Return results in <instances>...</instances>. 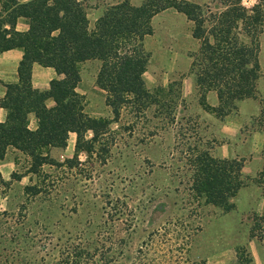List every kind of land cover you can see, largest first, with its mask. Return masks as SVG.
Instances as JSON below:
<instances>
[{
  "label": "trees",
  "instance_id": "trees-1",
  "mask_svg": "<svg viewBox=\"0 0 264 264\" xmlns=\"http://www.w3.org/2000/svg\"><path fill=\"white\" fill-rule=\"evenodd\" d=\"M218 4L212 7L186 0H142L139 6H132L124 0L108 7L90 25L84 1L0 0V53L12 49L23 52L18 82L2 85L5 94L0 107L6 111V119L0 123V162L8 149H14L29 159L28 174L39 177L44 166L71 169L80 165L81 153L88 159L105 161L102 152L108 153L110 147L111 120L90 117L83 96L77 93L78 65L87 61L99 63L96 86L104 93L115 121L122 111L143 115L156 106L162 119L174 124L173 112L181 101L179 90L169 85L153 93L143 79L150 61L144 42L153 34L152 19L168 9L191 24L190 36L198 48L190 56L189 73L204 110L222 119L237 110L238 102L256 99L257 82L262 77L259 55L264 0H253L249 6L245 0H218ZM18 20L27 24L26 32L15 30ZM33 64L51 68L59 77L45 92L31 86ZM209 92H215L217 108L206 104ZM47 100L53 102L52 107L45 105ZM260 105L259 128L264 131V102ZM29 115L36 120L34 130L29 128ZM70 134L75 135L73 157L56 163L49 152L65 149ZM196 143L184 152V176L189 173L186 191L195 202L192 210L212 207L228 213L234 209L231 201L247 185L248 179L242 176L243 161L216 159ZM256 178L264 189V166ZM40 190L39 185L24 188L30 196L39 195ZM105 206L106 219L95 228L93 237L82 236L68 243L58 264H117L123 259L126 238L118 235L117 226L125 223L133 232L135 215L118 200ZM251 222L248 239L264 245V211L260 216L252 215ZM194 236V229L183 220H170L149 234L130 264H206L189 257ZM230 264L255 263L247 248L240 246Z\"/></svg>",
  "mask_w": 264,
  "mask_h": 264
},
{
  "label": "rangeland",
  "instance_id": "rangeland-1",
  "mask_svg": "<svg viewBox=\"0 0 264 264\" xmlns=\"http://www.w3.org/2000/svg\"><path fill=\"white\" fill-rule=\"evenodd\" d=\"M80 1L86 3L87 18L93 25L108 7L122 0ZM192 1L200 6L219 7L218 0ZM252 2L245 0V5ZM151 26L153 34L144 42L150 61L143 79L153 93L169 85L179 90L181 101L173 112L174 124H167L156 106L143 115L122 111L115 121L105 104L104 93L96 86L99 63H80L77 93L84 98L86 113L95 119L111 120L110 147L108 153L102 152L105 161L100 163L81 153L80 165L71 169L64 165L44 166L36 177L28 174L29 159L8 149L0 162V264H58L68 243L82 236L93 237L95 228L106 219V203L117 200L127 205L136 221L133 232L125 223L117 226L118 235L126 238L125 256L117 264H130L149 234L170 220H183L194 229L191 260L230 264L235 260L236 247L244 246L255 264H264V245L247 235L251 217L256 215L250 192L248 196L242 191L239 196L237 193L231 201L234 209L228 213L212 207L192 210L195 202L186 191L189 173L184 176V152L194 142L209 151L217 146L218 126L204 116L206 110L199 104L197 91L188 98L181 95L182 80L191 76L190 56L198 48L190 36L191 24L169 9L155 16ZM202 121L210 126L209 131ZM260 121L261 118L255 121L258 127ZM247 129L246 125L244 131ZM209 135H216L214 145ZM89 137L87 134L86 139ZM74 140L75 135L70 134L66 148L52 149L49 156L59 164L71 159ZM262 159L264 165V150ZM246 179L247 185L258 182L257 178ZM33 185L41 187L37 196L24 191Z\"/></svg>",
  "mask_w": 264,
  "mask_h": 264
},
{
  "label": "crops",
  "instance_id": "crops-1",
  "mask_svg": "<svg viewBox=\"0 0 264 264\" xmlns=\"http://www.w3.org/2000/svg\"><path fill=\"white\" fill-rule=\"evenodd\" d=\"M19 3H26L30 0H17ZM120 1L119 3L123 2ZM193 2L192 0H186ZM132 6H139L142 0H129ZM117 3V4H119ZM169 10V9H168ZM166 10V11H168ZM164 11V12H166ZM162 12V13H164ZM154 19V18H153ZM152 19V20H153ZM17 32H26L27 24L23 20H18L15 26ZM264 26L262 31V42L260 41L259 64L262 72V77L257 82L256 99H246L237 103V110L228 113L221 118H215L213 114H208L203 111L204 116L208 117V121L215 123L217 127V136L220 137V142L217 146L210 149L212 157L217 159H243L242 176L245 178H256L263 170L262 152L264 150V131L258 127L257 122L260 118L261 105L264 102V43H263ZM23 52L20 49H12L0 53V100L4 97L5 88L3 84H15L18 82V66L22 60ZM58 75L51 68H44L37 64H33L31 68L30 83L34 90L45 92L49 88L52 80L58 79ZM194 94V80L192 76H188L182 80L181 95L182 98H188ZM206 104L210 108H217L219 105L215 92H209L206 95ZM45 105L49 108L53 106L51 100H47ZM6 111L0 107V123L5 121ZM29 128L34 130L36 120L33 115H29ZM206 125L209 131L210 126ZM248 129L244 131V127ZM211 134V133H210ZM213 143V138L216 135H209ZM75 140L72 147L74 148ZM13 151H16L12 149ZM251 182L238 192V196L242 191L245 196L248 192L253 196V212L260 215L264 210V189L258 184Z\"/></svg>",
  "mask_w": 264,
  "mask_h": 264
}]
</instances>
